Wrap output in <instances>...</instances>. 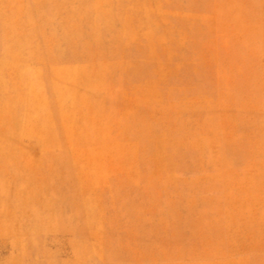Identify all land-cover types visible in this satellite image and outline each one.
<instances>
[{"label": "rangeland", "instance_id": "rangeland-1", "mask_svg": "<svg viewBox=\"0 0 264 264\" xmlns=\"http://www.w3.org/2000/svg\"><path fill=\"white\" fill-rule=\"evenodd\" d=\"M0 264H264V0H0Z\"/></svg>", "mask_w": 264, "mask_h": 264}, {"label": "bare ground", "instance_id": "bare-ground-1", "mask_svg": "<svg viewBox=\"0 0 264 264\" xmlns=\"http://www.w3.org/2000/svg\"><path fill=\"white\" fill-rule=\"evenodd\" d=\"M41 190V189H40ZM35 201V200H34ZM36 202V201H35Z\"/></svg>", "mask_w": 264, "mask_h": 264}]
</instances>
